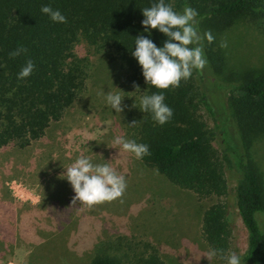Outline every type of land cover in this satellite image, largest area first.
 Masks as SVG:
<instances>
[{
    "label": "trees",
    "instance_id": "16d2710c",
    "mask_svg": "<svg viewBox=\"0 0 264 264\" xmlns=\"http://www.w3.org/2000/svg\"><path fill=\"white\" fill-rule=\"evenodd\" d=\"M152 2L0 0V148L12 143L23 148L40 139L83 93L87 64L74 53L75 44L83 39L96 52L109 56L108 78L115 77L116 82L120 77L114 75L120 73L124 85L133 89L135 83L139 87L121 104L120 120L122 136L148 145L149 154L136 158L139 165L198 198H218L202 209L200 235L207 249H219L224 257L230 247L236 210L247 232L246 248L239 254L241 264H264V161L261 163L257 155V151H264V70L247 72L237 83L227 81L222 74L225 61L218 48L219 36L238 21L249 22L264 35V0H166L176 11L185 5L194 8L198 30L213 36L211 43L202 41L205 69L211 76L210 84L216 79L226 85L214 83L217 88L211 92L216 98L212 102L203 85L204 76L196 70L177 87L158 90L144 83L130 50L138 33L148 35L140 24V9ZM42 5L59 9L65 21H50L40 12ZM150 38L160 46L164 36L152 29ZM18 47L26 51L9 56ZM26 59L32 60L33 70L28 77L18 79ZM223 87L232 90L220 101L218 90ZM145 91H163L164 102L172 109L171 118L164 124H157L149 113L139 111L137 98ZM201 109L207 112L213 127L202 118ZM231 123L234 133L229 130ZM213 140L219 142L218 149ZM229 179L234 182L233 188L229 187ZM54 218L59 222L78 221L68 216ZM58 221L49 219L44 229L36 228V233L30 224L37 236L29 241L34 248L30 264H48L47 259L65 264L67 248L58 243L48 248L59 236ZM10 233H14L11 238L16 243L29 236L13 228ZM5 238H0L1 247L12 249L15 243H5ZM44 247L52 255L47 259H43ZM85 250L83 257L74 256V262L167 264L155 245L126 236L95 235ZM214 257L225 261L219 254Z\"/></svg>",
    "mask_w": 264,
    "mask_h": 264
},
{
    "label": "rangeland",
    "instance_id": "374dc122",
    "mask_svg": "<svg viewBox=\"0 0 264 264\" xmlns=\"http://www.w3.org/2000/svg\"><path fill=\"white\" fill-rule=\"evenodd\" d=\"M221 43L226 46L221 47ZM218 48L225 61L222 74L227 81L237 83L247 72L257 74L264 70V35L247 21H238L226 29L218 38ZM74 53L87 64L83 93L40 139L23 148L15 143L0 148V238L5 236V243H15L12 249L3 248L0 243V264H30L34 248L29 241L37 238L31 226L34 225L36 233V228L44 229L49 219L58 221L56 216L78 219L58 221L59 236L48 244L49 249L57 243L67 248L65 264H78L74 256L81 257L95 235L149 241L158 248L167 264H226V260L206 257L208 249L200 235L202 209L218 198L202 199L174 187L156 172L144 169L131 153L112 145L113 137L122 135V112L115 113L104 104L103 92L120 91L124 96L122 104L133 89L124 85L120 73L114 75L120 77L116 82L115 77L108 78L107 53L96 52L83 39L75 44ZM199 75L204 76L203 85L212 102L216 98L211 92L217 88L214 83L226 84L216 79L210 84L211 76L205 65ZM231 90V87L218 90L219 100H225ZM199 113L207 125L213 127L207 112L201 109ZM229 130L231 133L236 130L232 123ZM212 144L219 148L218 141L213 140ZM81 152L94 162H107L125 177L126 188L121 197L91 206L72 201L74 193L59 174ZM263 153L257 151L261 163ZM229 187H234L231 179ZM232 220L227 255L233 252L239 255L246 248L247 232L236 210ZM261 220L264 223V218ZM12 228L25 231L30 238L16 243L11 238ZM49 249L44 247L43 259L52 256ZM47 260L48 264H53L52 260Z\"/></svg>",
    "mask_w": 264,
    "mask_h": 264
},
{
    "label": "clouds",
    "instance_id": "9594fccd",
    "mask_svg": "<svg viewBox=\"0 0 264 264\" xmlns=\"http://www.w3.org/2000/svg\"><path fill=\"white\" fill-rule=\"evenodd\" d=\"M40 12L47 15L52 22L65 21L59 9L50 5H42ZM140 12L143 17L140 21L143 33L148 35L138 33L134 37L130 54L139 66L145 84L158 90L177 87L180 81L187 80L194 70L199 71L204 67L206 58L202 51V41L211 43L213 36L208 31L201 34L198 30L196 19L198 14L194 8L185 5L182 10L176 11L166 0H153L148 7L140 9ZM152 29L164 36L160 46L154 44L150 38ZM220 46L226 45L221 43ZM25 51L26 49L18 47L9 52V56L15 57ZM33 67L32 60L26 59L17 73V78L28 77ZM133 89L139 87L133 83ZM122 97L124 96L120 91L103 92L104 104L115 113L122 110ZM137 99L139 111L149 113L157 124L162 125L171 118L172 109L164 102L163 91L151 94L145 91V94ZM112 145L119 146L121 150L131 153L135 158L149 154L147 144L138 143L122 135L114 136ZM62 169L59 177L70 185L74 193L73 202L79 201L89 206L109 202L121 197L126 188L123 175L118 174L107 162H94L83 152L76 155L68 166ZM218 254L226 260V264H241L236 253H229L224 257L221 250L215 248H209L206 257L211 258Z\"/></svg>",
    "mask_w": 264,
    "mask_h": 264
}]
</instances>
